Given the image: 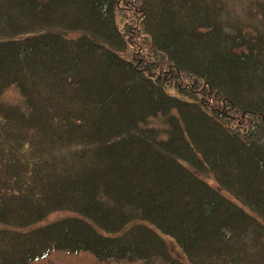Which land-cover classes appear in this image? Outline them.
<instances>
[{"label":"trees","instance_id":"trees-1","mask_svg":"<svg viewBox=\"0 0 264 264\" xmlns=\"http://www.w3.org/2000/svg\"><path fill=\"white\" fill-rule=\"evenodd\" d=\"M228 1L0 0V264H264V3Z\"/></svg>","mask_w":264,"mask_h":264},{"label":"rangeland","instance_id":"rangeland-1","mask_svg":"<svg viewBox=\"0 0 264 264\" xmlns=\"http://www.w3.org/2000/svg\"><path fill=\"white\" fill-rule=\"evenodd\" d=\"M255 2H262L264 3V0H229L228 5L231 7L233 12L240 18L241 20H244L247 11L252 9V6L254 7ZM6 99H15L16 98V92L13 89H9L6 94ZM202 178L207 181L211 186L217 187L213 178L209 177L208 175H202ZM226 195H228L230 198L234 199L231 195L227 194L224 192ZM64 213L63 212H54L50 214L44 222L50 221L53 219L58 218L59 216H62ZM165 241L168 244L170 253L182 259L183 261L186 262L185 258L183 257L180 249L178 246L175 244V242L168 236H163ZM36 264H142L139 262H134V263H128V262H105V263H98L94 259V257L89 254V253H77V254H72L64 251H54L51 252L48 257L45 259H40L36 262ZM186 264H189L188 262Z\"/></svg>","mask_w":264,"mask_h":264}]
</instances>
